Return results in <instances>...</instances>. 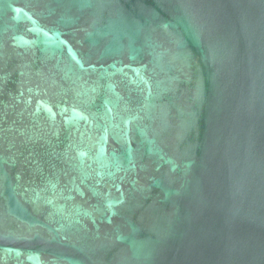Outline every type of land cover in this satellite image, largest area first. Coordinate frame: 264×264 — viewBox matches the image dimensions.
<instances>
[{
  "label": "water",
  "instance_id": "95a60500",
  "mask_svg": "<svg viewBox=\"0 0 264 264\" xmlns=\"http://www.w3.org/2000/svg\"><path fill=\"white\" fill-rule=\"evenodd\" d=\"M0 264H264V0H0Z\"/></svg>",
  "mask_w": 264,
  "mask_h": 264
}]
</instances>
